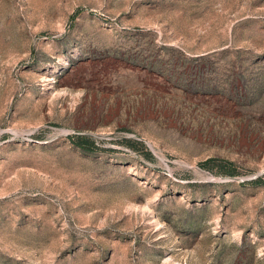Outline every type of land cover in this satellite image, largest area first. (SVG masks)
I'll return each mask as SVG.
<instances>
[{
  "label": "rangeland",
  "instance_id": "1",
  "mask_svg": "<svg viewBox=\"0 0 264 264\" xmlns=\"http://www.w3.org/2000/svg\"><path fill=\"white\" fill-rule=\"evenodd\" d=\"M0 264H264V0H0Z\"/></svg>",
  "mask_w": 264,
  "mask_h": 264
},
{
  "label": "trees",
  "instance_id": "2",
  "mask_svg": "<svg viewBox=\"0 0 264 264\" xmlns=\"http://www.w3.org/2000/svg\"><path fill=\"white\" fill-rule=\"evenodd\" d=\"M69 138L71 139V141L83 148V149H91L92 148V143L91 141L89 140V138L85 137V136H76L75 138H72L71 136H69ZM209 159H206V160H203V161H200L198 162L199 165H203L206 161H208Z\"/></svg>",
  "mask_w": 264,
  "mask_h": 264
}]
</instances>
